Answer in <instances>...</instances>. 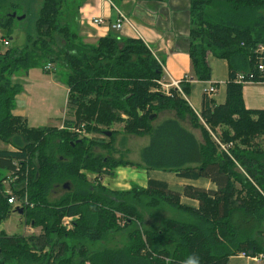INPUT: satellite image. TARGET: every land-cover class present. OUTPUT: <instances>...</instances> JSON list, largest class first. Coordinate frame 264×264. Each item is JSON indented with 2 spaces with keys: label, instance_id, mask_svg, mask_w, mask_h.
I'll list each match as a JSON object with an SVG mask.
<instances>
[{
  "label": "trees",
  "instance_id": "16d2710c",
  "mask_svg": "<svg viewBox=\"0 0 264 264\" xmlns=\"http://www.w3.org/2000/svg\"><path fill=\"white\" fill-rule=\"evenodd\" d=\"M17 1L0 0V29L7 41L17 21L11 15H23ZM188 1L194 78L210 80L207 54L225 60L229 71L224 104L216 106L204 94L198 115L185 99L188 81L180 82L181 93L170 88L167 95L159 88L162 66L140 39L107 35L85 43L74 29L76 0H41L35 34L26 37L23 48L0 54V141L13 149H0V176L18 185L10 194L26 198L24 223L41 231L27 237L0 231V264H183L190 255L199 264H226L240 254L264 258L259 239L264 235V110L246 109L241 95L244 84L264 83L257 70L264 64V20L258 14L264 0ZM34 69L56 73L68 89L66 108L73 119L61 128H30L12 114L22 92L14 78ZM238 75L243 82L236 81ZM165 111L174 115L153 124ZM187 118L200 130L201 141L187 129ZM112 124H122L126 134L150 137L139 164L93 152L112 150V134L108 141L101 137ZM120 166L203 179L214 189L186 185L178 193L154 179L144 188L105 187L101 177ZM2 182L0 224L11 208ZM58 187L63 194L51 199ZM181 198L197 207L181 204ZM161 205L187 214L191 222L163 217L147 229L138 226L146 223L145 210ZM66 218L70 230L62 225ZM132 225L122 247L88 249L106 241L109 232Z\"/></svg>",
  "mask_w": 264,
  "mask_h": 264
},
{
  "label": "crops",
  "instance_id": "0c3cea01",
  "mask_svg": "<svg viewBox=\"0 0 264 264\" xmlns=\"http://www.w3.org/2000/svg\"><path fill=\"white\" fill-rule=\"evenodd\" d=\"M118 4L119 6L117 7L110 0H76L78 9L74 29L85 43L94 44L98 39L107 35L114 36L117 39L138 38L161 64L165 82L187 79L189 95L185 99L195 114L198 115L201 111L202 97L205 94L204 91L210 86H214L216 91L208 98L216 106L224 104L226 99V82L229 74L228 65L225 60L207 54L206 61L210 70L209 81H197L192 73L188 55L190 47L188 0H183L181 7H178L172 0H162L160 2L121 1ZM119 14L124 17L125 22L116 31L111 26L115 23ZM95 18L103 19V25H93L92 20ZM32 71L36 70L34 69L30 72ZM30 72L27 77L14 78V81L21 85L22 92L16 96L15 108L12 114L26 119L27 125L30 128L46 127L59 121L63 125L64 120L69 119V117L71 118L66 108L67 87L55 79L57 77L56 75L53 76L51 74V78H45L39 74H33L35 76L32 77ZM49 89L62 92V97L66 95L63 101V111L60 112L58 110L54 115H52V112H45L46 114L37 117L36 112H31V108L36 107L35 104L39 100L41 102L45 101L44 96ZM241 95L243 105L246 109L264 110V83L244 84ZM60 126L49 127L60 128ZM6 149L13 150L10 146H7ZM148 179L154 178L146 176V179L143 181L144 185L139 187L144 188ZM174 179L178 182V184L174 182L177 184L175 187H170L168 183L167 185L171 190L178 193L186 185L206 190L214 189V185L207 180H186L177 178L175 175ZM180 203L192 208L197 207L195 201L186 198H181ZM263 261L264 258L237 255L229 257L226 264H263Z\"/></svg>",
  "mask_w": 264,
  "mask_h": 264
},
{
  "label": "rangeland",
  "instance_id": "374dc122",
  "mask_svg": "<svg viewBox=\"0 0 264 264\" xmlns=\"http://www.w3.org/2000/svg\"><path fill=\"white\" fill-rule=\"evenodd\" d=\"M40 1L41 0H18L17 3L20 6L19 13L23 15L25 18L22 20H17L13 24V28L9 34L10 40L8 41V46H4L0 42V53H3L6 49L12 48V49H20L23 48L24 45L26 44V37L28 35H34L35 34V21L37 18L39 6H40ZM183 0H172V2H175L178 7H181V3ZM119 2L115 3V5L118 7ZM259 16L264 20V8L259 10ZM5 32L0 29V36L4 37ZM51 69V68H50ZM36 71H32L31 76L34 77L35 75L33 74H39L40 76H43L45 78L49 77L51 74L53 76H57L56 73H49L45 74L42 72L40 69H35ZM49 70V69H46ZM53 70V69H52ZM54 78V77H53ZM56 80H59L60 84L62 82L60 81L59 77L57 76L55 78ZM63 85V84H62ZM64 97L66 95H63L62 97V92L56 91V90H48L47 93H45V101L39 100L37 104H35L36 107L31 108V112H36V116H42L43 114H46L45 112H52V115H54L58 110L62 112L64 105ZM93 99L92 96H89L87 100ZM36 103V102H34ZM51 115V114H50ZM174 115L173 112H160L158 113V118L153 122V124H160L163 122L165 117H172ZM73 119L72 117H69V120ZM56 121V120H55ZM58 122V121H56ZM50 123V122H49ZM202 123V122H200ZM203 124V123H202ZM61 125V126H60ZM185 125L188 130L193 133L199 141H201V135H200V130L198 129H193L189 122L188 118L185 121ZM49 126H60L62 127V122L59 121L58 123H52L46 127ZM204 127H206L204 125ZM76 132L84 134V129L74 127L72 128ZM103 132H109L110 135L112 134L111 137V145H112V150L106 151L105 149L101 148H96L93 150L94 153H100L101 155H112V158L116 161L120 162H132L135 165L140 163L141 160V153L142 150L148 146L150 142V137L149 136H136V135H131V134H126L122 131V124H112L108 128H104ZM103 133V134H104ZM88 138H92L93 136L87 135ZM97 137V136H95ZM101 137L105 138L107 140V136L102 135ZM108 141V140H107ZM231 146V144L229 145ZM223 147V146H222ZM7 145L3 142L0 141V149H6ZM146 173V174H145ZM5 178H2L0 176V179H2V184L4 187L5 192H11L13 191L14 188H17L18 185L13 186L14 184L10 183L12 181L11 179H8V175H4ZM146 176L150 178H154L157 180H163L166 183L169 184L171 187H175L178 182L176 179H174V175L172 173H166L162 171H145L143 168H137V167H117L114 169L112 175L110 176H102L101 177V182L103 185H105L109 189L113 190H128L131 188L133 185L141 186L144 185L143 181L146 179ZM92 175H89V179L92 178ZM169 178V179H168ZM168 179V180H167ZM173 181V182H172ZM176 182V183H174ZM174 189V188H173ZM64 189L62 187H58L53 190V192L50 194L51 199L57 198L63 194ZM17 200H22L21 195H15ZM20 201H17L14 205H11L10 208V213L8 215V218L5 219L1 224H0V231L4 232L7 235H22L24 237H27L29 235H38L41 231L39 228H31L29 225H26L24 223V218L22 217V214L15 212V210H22ZM144 219H145V225L140 226L142 229H147L151 226L154 225V223H157L161 218L163 217H168V218H174L178 219L184 222H191L192 218L189 217L187 214H182L179 213L175 210L170 209L166 205H161L158 207V209H152L150 213L144 212ZM152 214V216H151ZM120 226L125 225V221L121 220L118 222ZM72 227V226H71ZM67 230H70L69 227H65ZM133 228V225L130 227H127L126 229L119 230L117 232H112L108 233L107 240L101 243H96L93 245H87L89 250H95L98 248H119L122 247L126 243V236L129 231H131ZM65 229V230H66ZM259 239L264 242V235L260 236ZM75 263L78 262V259L74 260Z\"/></svg>",
  "mask_w": 264,
  "mask_h": 264
},
{
  "label": "built area",
  "instance_id": "2783aa9c",
  "mask_svg": "<svg viewBox=\"0 0 264 264\" xmlns=\"http://www.w3.org/2000/svg\"><path fill=\"white\" fill-rule=\"evenodd\" d=\"M123 22H125V19L124 17L119 14L117 20L115 21V23L111 26V28L113 30H116L118 31ZM104 23V20L101 19V18H95L92 20V24L93 25H96V26H101L103 25ZM0 42L4 45V46H8V41L0 36ZM258 51L259 52H262L263 51V48L262 47H259L258 48ZM51 66L50 65H47L46 69H50ZM257 70L259 72H261L262 74H264V64L263 63H259L258 66H257ZM164 73V72H163ZM164 76L162 77L161 80L157 81L156 83L158 84L159 88L165 93L168 95V91L170 88H173V89H176L179 93H181V90H180V82L181 81H174V80H170V82H165L164 81ZM249 78H251V76H249ZM244 80V76L243 75H238L237 76V82H243ZM184 81H187V79L185 78ZM216 89L214 88V86H210L209 88H207L204 93L209 97L211 95H213L215 93ZM75 131V130H74ZM76 132V131H75ZM223 148V147H222ZM7 195H8V199H7V203L9 205H14L17 201H20V205H21V208H23V206L26 205V198H24L23 200H17L15 196L11 195L10 192H7ZM71 219L70 218H66V219H63L62 221V225H64V227H69L71 228V223H70ZM242 256H244L243 254H240ZM259 258H263L262 255H259L258 256Z\"/></svg>",
  "mask_w": 264,
  "mask_h": 264
},
{
  "label": "clouds",
  "instance_id": "9594fccd",
  "mask_svg": "<svg viewBox=\"0 0 264 264\" xmlns=\"http://www.w3.org/2000/svg\"><path fill=\"white\" fill-rule=\"evenodd\" d=\"M183 264H199V259L196 256L190 255L184 260Z\"/></svg>",
  "mask_w": 264,
  "mask_h": 264
},
{
  "label": "water",
  "instance_id": "95a60500",
  "mask_svg": "<svg viewBox=\"0 0 264 264\" xmlns=\"http://www.w3.org/2000/svg\"><path fill=\"white\" fill-rule=\"evenodd\" d=\"M11 16L13 18H16L17 20H22L24 18V16L17 17L15 13H13ZM105 134H106L107 137L110 135L109 132H106ZM15 212H18V213L22 214V210H15Z\"/></svg>",
  "mask_w": 264,
  "mask_h": 264
}]
</instances>
